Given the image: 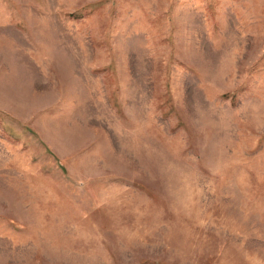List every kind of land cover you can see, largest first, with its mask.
<instances>
[{
    "label": "rangeland",
    "instance_id": "rangeland-1",
    "mask_svg": "<svg viewBox=\"0 0 264 264\" xmlns=\"http://www.w3.org/2000/svg\"><path fill=\"white\" fill-rule=\"evenodd\" d=\"M0 264H264V0H0Z\"/></svg>",
    "mask_w": 264,
    "mask_h": 264
}]
</instances>
